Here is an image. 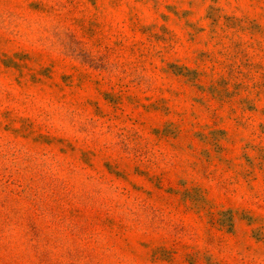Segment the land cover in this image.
Here are the masks:
<instances>
[{"label":"rangeland","instance_id":"rangeland-1","mask_svg":"<svg viewBox=\"0 0 264 264\" xmlns=\"http://www.w3.org/2000/svg\"><path fill=\"white\" fill-rule=\"evenodd\" d=\"M0 264H264V0H0Z\"/></svg>","mask_w":264,"mask_h":264}]
</instances>
